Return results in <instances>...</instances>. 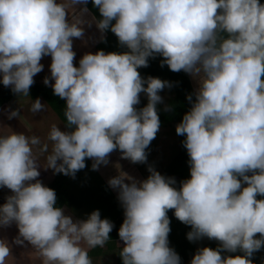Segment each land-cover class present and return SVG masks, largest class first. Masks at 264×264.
<instances>
[{
	"label": "clouds",
	"instance_id": "9594fccd",
	"mask_svg": "<svg viewBox=\"0 0 264 264\" xmlns=\"http://www.w3.org/2000/svg\"><path fill=\"white\" fill-rule=\"evenodd\" d=\"M78 4L84 5L79 11ZM91 22L115 34L122 52L97 50L74 66L73 38L82 39L86 0H0V84L29 96L49 55L53 93L65 101V127L52 124L47 140L11 131L0 135V186L11 194L0 204V226L15 224L13 242H28L42 264H92L90 249L103 247L113 223L93 210L74 219L57 206L55 191L36 179L34 153L44 168L74 176L85 158L96 170L119 150L145 162L159 131V95L170 82L141 77L138 69L159 54L161 65L183 70L196 82L191 107L175 126L184 136L190 175L175 187L152 166L136 180L126 172L109 178L123 208L118 229L122 264H181L169 246V209L189 225L186 238L219 242L200 247L189 264H253L264 247V3L260 0H92ZM71 9V13L69 12ZM70 17V19H69ZM49 85V76L43 78ZM140 93L147 103L140 109ZM192 95L195 99H192ZM45 104L32 100L30 111ZM15 109L8 117H18ZM250 173V174H249ZM128 181L127 183L125 181ZM259 234L257 237L256 234ZM0 239V264L11 254ZM243 255H224L236 253Z\"/></svg>",
	"mask_w": 264,
	"mask_h": 264
},
{
	"label": "trees",
	"instance_id": "16d2710c",
	"mask_svg": "<svg viewBox=\"0 0 264 264\" xmlns=\"http://www.w3.org/2000/svg\"><path fill=\"white\" fill-rule=\"evenodd\" d=\"M264 3V0H260ZM86 7L97 19L100 18L98 8L92 4V0H86ZM96 50H104L105 52H122L126 49L119 45L117 37L114 33L109 30L105 31V36L95 44ZM163 57L157 54L154 57H149L148 66L141 67L138 69L141 77L147 78L149 76L165 78L166 81L170 82L173 90V99L168 104L158 103L157 113L160 119V125H172L175 126L180 122L185 112L189 110L191 104L187 99L188 95L194 93L195 89L191 76L183 70L179 72L171 71L167 65H161ZM16 94L12 92L11 86H4L0 84V109L9 101H11ZM29 96L31 98L43 97L52 107L54 112L65 124V101L55 95L49 85H45L42 81L34 79V83L29 89ZM192 99L195 96L192 95ZM147 103V98L140 101L139 104L135 105L137 109L142 108ZM177 134V133H176ZM178 149L173 155L170 156L169 160L165 163V166L160 173L166 177H173L176 181L175 187L179 188L180 182L190 175L188 155L186 149L183 146L184 136L178 135ZM120 152L118 149L114 150ZM92 159L85 158V167L78 170L74 176L65 175L62 173H53L52 178L47 184L48 187L52 188L56 194L57 206H61L66 209L74 218L84 219L93 210H99L101 218H107L113 223V229L109 233L110 239L105 243L103 247H96L90 249L88 252L89 257L97 255H105L112 251L114 256L113 264H122V260L119 256V251L123 246V241L120 240L118 235V229L123 221V208L118 195L112 189V187L105 180L101 172L96 169L93 170L91 165ZM128 175L136 179L141 176V179H145L146 176L141 174L142 172L138 167L137 163L129 161L128 168H126ZM250 174V173H249ZM136 176V177H135ZM257 198H264L260 195ZM167 215L170 219L171 231L168 234L169 246L173 248L181 258V264H189L192 255L200 247L217 248L219 242L216 240L209 241L205 244H200L199 240L189 241L186 238V233L190 230V226L180 222L174 216V210L169 209ZM15 224L9 225L11 228ZM12 234V231L8 232L6 237ZM259 237V234H256ZM8 241L13 239H7ZM17 247L20 245L16 244ZM12 248V247H11ZM16 249L13 247L11 250L15 253ZM17 252V251H16ZM26 252V251H25ZM24 251L19 252L25 254ZM18 253V257L20 256ZM222 257L224 255H243L242 252L237 250L236 253H226L222 251ZM253 264H262L264 260V247L253 253L250 257Z\"/></svg>",
	"mask_w": 264,
	"mask_h": 264
},
{
	"label": "rangeland",
	"instance_id": "374dc122",
	"mask_svg": "<svg viewBox=\"0 0 264 264\" xmlns=\"http://www.w3.org/2000/svg\"><path fill=\"white\" fill-rule=\"evenodd\" d=\"M69 12L71 13V9H69ZM81 41L82 40L80 38L73 39L72 47L75 52V58L73 60L74 66H78L79 59L83 54L87 52L95 53L97 51L95 49V46H93V48L91 47L89 50H85L82 52L80 47L78 46V42ZM50 62H51V57L49 55H46L41 59V63L43 64V71L50 72L49 69ZM160 79L165 80V78L163 77H161ZM191 79L195 89L196 82L192 77ZM159 95L162 97V102L160 103L163 105L168 104V102L171 101V99H173L174 96L171 86L165 87L162 91H160ZM37 98L40 99L41 103L45 104V109L37 113H32L30 111L31 103L32 100H35ZM146 98H147L146 94L140 93V101ZM13 109L15 110L17 109V112H19L20 114L18 117L9 118L8 113ZM54 123L58 124V127L62 131L67 130L63 121L54 112L50 104L41 96L36 98H31L30 96L19 97L16 94L14 98L11 101H9V103L5 104L0 109V135L7 134L8 132L11 131L23 132L27 136L35 135L40 138L41 144L48 142L49 151L51 150V142L47 140V136L51 125ZM38 147L39 146H36L34 148V153L37 158V164L41 167L39 168L40 175L36 179L40 180L44 185L47 186L54 172L51 168L43 167L46 164L47 153L40 154L39 152H36V148ZM177 149H178V137L174 127L172 125H166V126L160 125L159 131L156 133L155 138L145 149L147 155L146 161L137 163L138 167L142 171L140 173L144 174V176L147 177L149 175L148 172L149 165L155 168L158 172H160L165 166V163L169 160L170 156L173 155L175 151H177ZM129 161L130 160L127 159L123 161V158H121L120 153L109 154L108 163L101 164L99 166L100 168H104L105 166L107 167L105 168V172L103 173L105 180L107 179L108 181L109 178L118 175V169H117L118 165H119V171H123L128 174L126 170V166L129 165ZM108 164L111 165L118 164V165L117 167L107 166ZM141 176L142 175L137 177L136 180H140ZM125 182L127 183L128 181L126 180ZM114 190L117 192V189ZM10 194H11L10 189L0 186V204H3L5 202V198ZM10 231H12V234L6 237L7 233ZM17 234H18V229L16 228L15 225H13L12 228L10 226H0V239H6V240L13 239L14 237L17 236ZM213 240L214 239H208L207 237H203L199 240V243L205 244ZM8 243L12 248L14 247L16 249V244L12 242V240L8 241ZM12 248H10V250ZM16 251L15 253H13L11 250L10 256L6 257L5 264H41V258L36 254L35 249H33L32 246L28 244L27 241H25L23 245H20V247H17ZM21 251L24 252L26 251V252L23 255L19 253ZM18 253L20 255L19 257L17 256ZM91 260H92V264H113L114 256L112 254V251H110V253L108 252L105 255L93 256L91 257ZM261 263L264 264V260H262Z\"/></svg>",
	"mask_w": 264,
	"mask_h": 264
},
{
	"label": "crops",
	"instance_id": "0c3cea01",
	"mask_svg": "<svg viewBox=\"0 0 264 264\" xmlns=\"http://www.w3.org/2000/svg\"><path fill=\"white\" fill-rule=\"evenodd\" d=\"M84 7V5L82 4H78L76 6V10L79 11L80 8ZM88 9V8H87ZM93 17V14L90 12V10L88 9L87 12L83 13L82 14V18L85 20V21H88L90 23H85L83 25L84 27V36L83 38L81 39L82 41L81 42H78V46L80 47L81 51H85V50H89L91 47L93 48V46H95V44H97V42H99L104 36H105V32L104 33H101L95 26V23L94 22H91V18ZM73 39H77V38H73ZM77 45V43H76ZM50 72L48 71H41L40 73L36 74L34 76V79L37 80V81H42L43 78L45 76H49V81L50 83H52L51 81V77L49 75ZM9 103V102H8ZM7 104V103H6ZM17 111V109H16ZM111 153H116V154H119L120 152L118 151H113ZM110 153V154H111ZM126 159L123 158V161H125ZM128 160V159H127ZM122 162V161H121ZM119 163V162H118ZM107 166H115V164L111 165V164H108ZM105 168H107L106 166L104 168H100L98 167L97 169L101 172V174L103 175V173L105 172ZM126 168H128V166H126ZM110 169V168H109ZM107 172V171H106ZM104 176V175H103ZM107 181V179H106ZM108 182V181H107ZM113 189V188H112ZM114 190V189H113ZM115 191V190H114ZM116 192V191H115ZM116 194L118 195V193L116 192ZM65 212L70 214V212H68L66 209H65ZM74 218V217H73ZM76 219V218H74ZM41 264H42V261H41Z\"/></svg>",
	"mask_w": 264,
	"mask_h": 264
}]
</instances>
